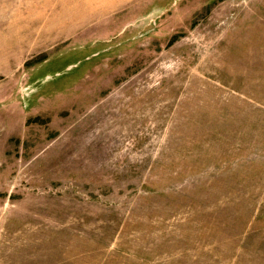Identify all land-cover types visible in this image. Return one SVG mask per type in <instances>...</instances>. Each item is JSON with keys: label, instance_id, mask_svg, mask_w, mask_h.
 I'll list each match as a JSON object with an SVG mask.
<instances>
[{"label": "rangeland", "instance_id": "374dc122", "mask_svg": "<svg viewBox=\"0 0 264 264\" xmlns=\"http://www.w3.org/2000/svg\"><path fill=\"white\" fill-rule=\"evenodd\" d=\"M0 264H264V0H0Z\"/></svg>", "mask_w": 264, "mask_h": 264}]
</instances>
